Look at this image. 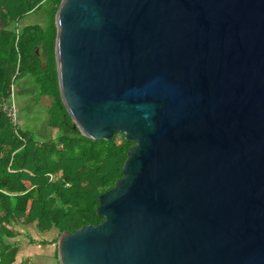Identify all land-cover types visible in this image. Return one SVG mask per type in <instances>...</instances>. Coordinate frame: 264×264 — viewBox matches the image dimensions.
<instances>
[{
	"label": "water",
	"instance_id": "water-1",
	"mask_svg": "<svg viewBox=\"0 0 264 264\" xmlns=\"http://www.w3.org/2000/svg\"><path fill=\"white\" fill-rule=\"evenodd\" d=\"M56 27L74 128L131 144L59 264H264V0H63Z\"/></svg>",
	"mask_w": 264,
	"mask_h": 264
},
{
	"label": "trees",
	"instance_id": "trees-1",
	"mask_svg": "<svg viewBox=\"0 0 264 264\" xmlns=\"http://www.w3.org/2000/svg\"><path fill=\"white\" fill-rule=\"evenodd\" d=\"M62 2L0 0V264H19L20 247L14 240L21 225L37 223L40 233L57 231L60 238L103 223L98 216L100 197L123 178L131 147L123 134L98 142L74 128L62 100L56 61V16ZM43 9L46 27L22 26ZM39 47L49 58L45 69L36 57ZM21 81L34 85L37 100L51 99L47 123L62 132L57 140H44L21 127L22 120L31 118V108L26 107L22 114L19 110L17 133L4 106L11 104Z\"/></svg>",
	"mask_w": 264,
	"mask_h": 264
},
{
	"label": "rangeland",
	"instance_id": "rangeland-1",
	"mask_svg": "<svg viewBox=\"0 0 264 264\" xmlns=\"http://www.w3.org/2000/svg\"><path fill=\"white\" fill-rule=\"evenodd\" d=\"M47 23V10L43 9L42 11H39L26 18L22 22V26L29 27L41 25L46 27ZM33 89L34 85L31 86L28 81L18 82L15 88L16 98L14 102L17 105V109L20 110V113L21 108H31V113H27V115L31 114V118L24 115L26 117L25 120L27 119L29 122L27 120H22L21 127L24 130H30L34 132L36 135H38V137L44 140H57L61 136L62 132L58 129L50 128L49 124L47 123V120L50 118L48 115V108L51 106V99L44 98L42 100H37L36 89H34L35 98L32 93ZM29 105L30 107H27Z\"/></svg>",
	"mask_w": 264,
	"mask_h": 264
},
{
	"label": "crops",
	"instance_id": "crops-1",
	"mask_svg": "<svg viewBox=\"0 0 264 264\" xmlns=\"http://www.w3.org/2000/svg\"><path fill=\"white\" fill-rule=\"evenodd\" d=\"M18 237L14 243L20 247L19 264L32 262L33 264H59L57 244L59 233L57 231L42 234L37 229V223L28 226L21 225ZM50 244L45 246L43 242Z\"/></svg>",
	"mask_w": 264,
	"mask_h": 264
},
{
	"label": "built area",
	"instance_id": "built-area-1",
	"mask_svg": "<svg viewBox=\"0 0 264 264\" xmlns=\"http://www.w3.org/2000/svg\"><path fill=\"white\" fill-rule=\"evenodd\" d=\"M16 98V92L14 90L13 98L11 100V104H6L4 106L5 112L8 114V116L11 118L15 128L17 129V133H19V110L17 109V105L15 104L14 100ZM1 228V226H0ZM23 264H33L32 262H26Z\"/></svg>",
	"mask_w": 264,
	"mask_h": 264
}]
</instances>
